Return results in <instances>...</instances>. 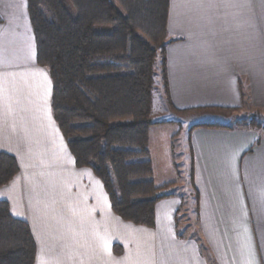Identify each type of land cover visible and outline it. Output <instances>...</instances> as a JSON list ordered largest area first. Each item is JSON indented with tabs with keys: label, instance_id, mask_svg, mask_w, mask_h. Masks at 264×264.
<instances>
[{
	"label": "crops",
	"instance_id": "crops-1",
	"mask_svg": "<svg viewBox=\"0 0 264 264\" xmlns=\"http://www.w3.org/2000/svg\"><path fill=\"white\" fill-rule=\"evenodd\" d=\"M20 2L12 19L6 9L16 7L14 0H0V151L20 165L0 187V200L29 223L35 264H264V129L211 117L244 108L246 97L264 108V0L170 1L169 36L180 39L166 48L165 94L176 114L192 115L197 235L180 233L184 201L177 194L157 202L153 228L136 225L113 211L91 168L76 166L53 116L50 73L37 63ZM205 109L211 113L198 117ZM165 124L149 133L154 169L152 139L164 151L159 127Z\"/></svg>",
	"mask_w": 264,
	"mask_h": 264
},
{
	"label": "trees",
	"instance_id": "trees-1",
	"mask_svg": "<svg viewBox=\"0 0 264 264\" xmlns=\"http://www.w3.org/2000/svg\"><path fill=\"white\" fill-rule=\"evenodd\" d=\"M170 1L26 0L36 60L50 73L52 113L76 166L94 171L117 215L151 228L157 202L174 195L166 191L173 182L156 183L149 148L151 127L163 122L152 119L155 62L168 95L166 48L180 39L169 36ZM258 118L235 125L264 129ZM19 171L17 158L0 151V187ZM36 256L29 223L0 200V264H35Z\"/></svg>",
	"mask_w": 264,
	"mask_h": 264
},
{
	"label": "rangeland",
	"instance_id": "rangeland-1",
	"mask_svg": "<svg viewBox=\"0 0 264 264\" xmlns=\"http://www.w3.org/2000/svg\"><path fill=\"white\" fill-rule=\"evenodd\" d=\"M4 3L12 2L13 0H1ZM20 0H14L16 7H11L7 12L11 10L8 16L12 19L17 16V10L20 7ZM24 4L26 0H22ZM27 10V9H26ZM17 11V12H16ZM7 15V14H6ZM21 38L26 39V34H22ZM17 39H20L19 37ZM10 57V56H9ZM15 57V56H14ZM247 104L244 108L229 113L232 114L230 118L229 114L225 118L221 117V114H215L211 116L213 120L225 119L228 121H236L238 118L245 115L252 116L256 114L258 119L264 124V108L255 107ZM206 113H211L208 110H201L197 115L198 117L203 116ZM196 116V117H197ZM192 115L180 116L175 113V110L171 106L168 97L164 90L163 75L161 72V60L160 57L155 62V88H154V101L152 119L154 121H163L166 124L161 130L163 135L167 138L166 146L164 151L162 146L158 147V139L156 140L153 136V150H154V162H155V174L154 178L157 184L163 180H171L172 186L166 189L167 192H172L182 197L184 203L182 206V215L179 220L180 233L188 234L193 232L194 234L200 233L199 229V217L196 212V189L192 180V150L190 144V124ZM194 117V116H193ZM195 118V117H194ZM227 118V119H226ZM235 118V119H234Z\"/></svg>",
	"mask_w": 264,
	"mask_h": 264
}]
</instances>
